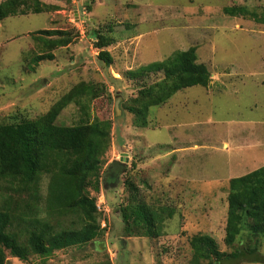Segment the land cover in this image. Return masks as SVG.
<instances>
[{
	"label": "rangeland",
	"instance_id": "1",
	"mask_svg": "<svg viewBox=\"0 0 264 264\" xmlns=\"http://www.w3.org/2000/svg\"><path fill=\"white\" fill-rule=\"evenodd\" d=\"M41 1L59 9L0 21V124L38 118L81 82L99 89L97 97L85 98L90 99L91 120L112 123L100 191L91 189L102 232L87 245L49 258L31 255L23 262L8 253L7 264H93L107 258L112 264H191L190 242L196 234L213 237L221 252L258 245L255 255L225 264H264V237L255 241L243 228L233 246L225 242L230 179L264 166V143L257 145L254 134L244 143L235 140L243 129L264 132V24L230 15L225 8L261 12L264 0ZM44 29L56 33H39ZM97 32L114 38L106 48L114 58L110 67L98 59ZM68 36L72 42L55 47L53 60L34 61L48 50L44 40ZM191 46L211 73L209 86L177 92L149 109L146 127L138 125L130 111L133 99L142 84H152L163 73L130 79L127 72ZM82 116L70 103L57 123L74 125ZM116 160L122 164L111 177ZM126 180L134 182L148 204L173 211L159 237L125 234L120 206L130 196ZM47 185L44 178L36 206L40 215L46 214ZM21 196L27 198L0 178V212L12 209L21 216L28 211L18 203Z\"/></svg>",
	"mask_w": 264,
	"mask_h": 264
},
{
	"label": "trees",
	"instance_id": "2",
	"mask_svg": "<svg viewBox=\"0 0 264 264\" xmlns=\"http://www.w3.org/2000/svg\"><path fill=\"white\" fill-rule=\"evenodd\" d=\"M58 9L41 0H5L0 2V21L19 14ZM225 11L233 16H249L264 24V8L261 12H250L243 7H226ZM39 33L52 36L56 32L44 29ZM97 38L94 45L99 51L98 59L110 67L114 58L106 48L113 44L114 38L102 32H97ZM71 42V36L44 40L48 50L37 55L34 61L53 60V49ZM159 72L163 77L152 84H142L137 98L133 99L134 105L130 106L140 126H147L146 118L152 106L164 105L174 94L188 87H208L212 80L207 65L198 62L196 46L130 70L126 76L135 79ZM94 86L91 82L79 83L36 119L0 124V178L8 180L13 191L26 193L27 198L22 200L21 196L18 203H25L28 210L21 216L12 209L0 212V264H7L8 253L23 262L31 255L49 258L57 251L87 245L102 232L96 197L91 196V189L100 191L101 169L111 144L112 123L90 118V99L86 100L85 96H98L99 89ZM70 103H75L84 116L74 125L58 124V117ZM44 178L48 179L46 214L40 215L36 206L41 199ZM126 187L130 196L120 206L125 234L159 237L165 219L173 217V211L148 204L133 181L126 180ZM227 199L226 244L233 246L243 228L255 241L264 237V166L231 178ZM66 220L70 224L64 226ZM190 243L191 264H225L259 252L258 245L232 253L221 252L216 240L207 234L194 235ZM255 260L261 262L259 258ZM93 264L112 263L107 258Z\"/></svg>",
	"mask_w": 264,
	"mask_h": 264
},
{
	"label": "crops",
	"instance_id": "3",
	"mask_svg": "<svg viewBox=\"0 0 264 264\" xmlns=\"http://www.w3.org/2000/svg\"><path fill=\"white\" fill-rule=\"evenodd\" d=\"M264 83V81H263ZM262 123L264 124V121H262ZM264 128V127H263ZM260 128L258 130L256 129H252V130H249V129H243L241 131L238 132V134L235 135V140L239 143V142H247V140L249 139L248 138V134L250 136H252L253 134V139H255L257 141V145L259 146H262L263 143H264V132L262 131H259ZM256 132V133H255ZM227 145V144H226ZM238 146V145H237ZM248 146H251V145H247ZM241 147H246L244 146L243 144H241ZM256 159V158H255Z\"/></svg>",
	"mask_w": 264,
	"mask_h": 264
},
{
	"label": "water",
	"instance_id": "4",
	"mask_svg": "<svg viewBox=\"0 0 264 264\" xmlns=\"http://www.w3.org/2000/svg\"><path fill=\"white\" fill-rule=\"evenodd\" d=\"M118 100L116 101V104H115V108H116V113L118 114L119 112H120V109H119V107H118ZM127 161H128V158H127ZM120 164H122V162L121 161H118V160H116V161H114L113 163H112V167H114V170L116 171V169H119V166H120Z\"/></svg>",
	"mask_w": 264,
	"mask_h": 264
},
{
	"label": "flooded vegetation",
	"instance_id": "5",
	"mask_svg": "<svg viewBox=\"0 0 264 264\" xmlns=\"http://www.w3.org/2000/svg\"><path fill=\"white\" fill-rule=\"evenodd\" d=\"M110 175H111V177H113L114 175H116V171L114 170V167H112Z\"/></svg>",
	"mask_w": 264,
	"mask_h": 264
}]
</instances>
